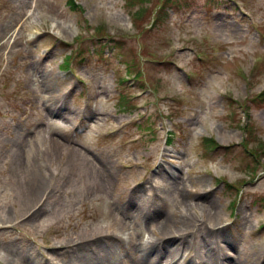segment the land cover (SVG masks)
Masks as SVG:
<instances>
[{"label":"rangeland","instance_id":"obj_1","mask_svg":"<svg viewBox=\"0 0 264 264\" xmlns=\"http://www.w3.org/2000/svg\"><path fill=\"white\" fill-rule=\"evenodd\" d=\"M163 1L0 0V248L22 264L162 240L141 264H167L180 234L175 264H264V0Z\"/></svg>","mask_w":264,"mask_h":264},{"label":"bare ground","instance_id":"obj_2","mask_svg":"<svg viewBox=\"0 0 264 264\" xmlns=\"http://www.w3.org/2000/svg\"><path fill=\"white\" fill-rule=\"evenodd\" d=\"M12 148V146H11ZM14 148V152H18L19 149V145L16 143L13 145ZM18 159L19 156L16 157V163L18 164ZM173 171L176 172V170L172 169ZM110 174H109V169L107 167V165H105L103 162H99L98 164V168L96 169V178L98 181H100L99 183V187L101 190L106 189L108 186L105 185V183L108 182V180L110 179ZM44 178V177H43ZM41 179L40 182L39 181H33V182H27V181H23L21 183V186H23L24 191H23V196H24V203H23V212L29 216V217H34L41 209L42 206L39 207V211L35 210L38 207L39 201L41 196L45 193V188H44V183H45V179ZM112 180V179H110ZM147 182V180H146ZM101 184V186H100ZM148 185L149 182H148ZM161 188L163 187H170V183L168 181H166V183H163V185L160 186ZM155 189H159V188H155L152 185H150L149 187V191L151 192V195L149 196V198L155 202H161V197L154 193L153 191ZM134 206H136L135 209V213L137 215L140 214V210L138 208V204L137 202H134ZM113 216L114 217H122L119 218V222L120 224H122V226L124 227L123 229L127 228L126 226V222L124 220V218H126L125 216H120L116 210H113ZM157 216L161 217L162 216V212H161V208H157ZM3 217H7V216H3ZM167 216L164 217L163 222L161 223L162 225V231L163 229H165V225L167 224L168 221ZM186 218V217H184ZM186 221H182L183 224H186ZM5 223V222H3ZM221 233V232H220ZM182 234L178 235L176 237V240L174 242H172V245H170V248L166 249V253H164V258L166 259V261H169L167 264H175L177 263V260L179 261V259L177 258V254L175 253V249H176V245L179 242L180 246L182 245L184 241L183 237H181ZM180 236V237H179ZM108 239H114L111 237H107ZM121 239L122 244L124 245V248H128L130 251H135L136 247L133 243L131 242H127L125 239ZM200 240L204 243V244H208L209 242V234L204 233L200 235ZM165 242H167V240H162L161 244L157 243L155 246V243L153 241L149 242L147 245L142 246V257L140 262H138L137 264H141V263H145L148 260L149 255L151 254V252H156V247H160L162 244H164ZM190 244V237L186 240V246L189 247ZM197 248V247H196ZM196 248H194L196 254L198 256H200V252L201 251H197ZM189 250V248L187 249ZM78 254H74L76 255V259L84 264H108L110 263L111 259L115 256H117L112 242L110 244H104L103 248H101L97 254L95 252H92L94 255L97 256V258H95L94 256H91L90 254L86 253L84 251V248L79 247L78 249L75 250V253ZM154 252V253H155ZM206 254H202L201 255V260H200V264H214L210 259L213 257V253L212 252H206L204 251ZM0 254L2 255V258H0V262L2 264H22L21 262H19L15 257H13L12 255L8 254L6 251H4L3 249L0 248ZM176 255V256H175ZM227 262H225L224 264H226ZM113 264H118L116 261L113 262ZM155 264V263H153ZM244 264V263H242Z\"/></svg>","mask_w":264,"mask_h":264},{"label":"trees","instance_id":"obj_3","mask_svg":"<svg viewBox=\"0 0 264 264\" xmlns=\"http://www.w3.org/2000/svg\"><path fill=\"white\" fill-rule=\"evenodd\" d=\"M163 3L166 5V7L168 8L169 6H177V2L175 0H164ZM162 10V9H160ZM159 10V11H160ZM99 35V34H98ZM264 102V101H263ZM247 131V137H248V133L250 132L249 130H246ZM246 137V138H247ZM208 143H212L211 141H207ZM217 147V146H216ZM249 153L251 154V152L249 151Z\"/></svg>","mask_w":264,"mask_h":264}]
</instances>
